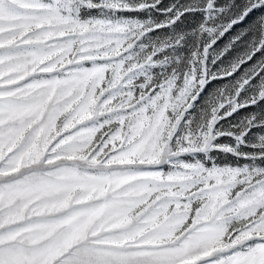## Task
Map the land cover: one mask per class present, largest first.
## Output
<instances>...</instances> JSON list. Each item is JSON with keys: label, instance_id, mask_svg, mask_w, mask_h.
<instances>
[{"label": "snow or ice", "instance_id": "snow-or-ice-1", "mask_svg": "<svg viewBox=\"0 0 264 264\" xmlns=\"http://www.w3.org/2000/svg\"><path fill=\"white\" fill-rule=\"evenodd\" d=\"M0 264H264V0H0Z\"/></svg>", "mask_w": 264, "mask_h": 264}, {"label": "rangeland", "instance_id": "rangeland-1", "mask_svg": "<svg viewBox=\"0 0 264 264\" xmlns=\"http://www.w3.org/2000/svg\"><path fill=\"white\" fill-rule=\"evenodd\" d=\"M233 35H234V33H233ZM229 39H231V37L226 35L224 38H222L218 42L216 47L217 48H223L228 43ZM240 50H241L240 46H237V48L232 50L230 54H226L225 57H224L225 64H227L228 61L232 60L237 54H239ZM222 83H224V82H222V81L213 82V84L209 87L208 91H213L214 89H216L219 86H221ZM206 95H207V93H205V98H206ZM203 103H204V98H202L200 100V102L197 104L196 109L192 110L194 115H198L199 108L203 105Z\"/></svg>", "mask_w": 264, "mask_h": 264}]
</instances>
